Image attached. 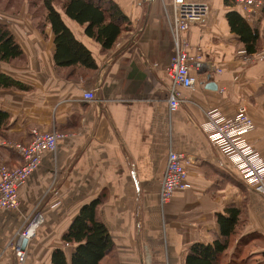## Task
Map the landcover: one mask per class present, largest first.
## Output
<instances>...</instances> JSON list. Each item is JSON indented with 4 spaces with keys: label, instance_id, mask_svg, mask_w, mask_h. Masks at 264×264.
Masks as SVG:
<instances>
[{
    "label": "crops",
    "instance_id": "0c3cea01",
    "mask_svg": "<svg viewBox=\"0 0 264 264\" xmlns=\"http://www.w3.org/2000/svg\"><path fill=\"white\" fill-rule=\"evenodd\" d=\"M113 1L130 28L111 51L55 5L98 67L85 78L58 71L51 26L46 25L44 36L26 4L0 10V23L9 26L24 53L12 64L0 62V72L27 87L0 89V110L10 117L4 136L0 133V165L21 164L19 155L3 144L29 142L33 129L65 136L20 190L19 209L0 213V264H19L9 243L37 213L43 224L28 241L24 264H52L57 249L71 261L73 247L64 245L62 237L81 208L98 198L103 200L98 217L119 264H186L193 245L212 243L219 234L217 216L228 207L243 212L244 225L220 264H256L257 259L264 264V247L256 244L264 239V197L245 187L203 132L207 111L232 118L245 108L255 126L248 140L264 160V48L248 58L239 55L243 47L226 18L232 10L221 9L224 0H192L210 9L185 36L188 54L201 53L222 73L198 74L197 86L182 90L185 102L170 113L171 80L165 68L176 49L173 0ZM236 11L264 33V10ZM88 92L96 100L87 101ZM171 150L193 157L192 188L176 192L162 206L160 190Z\"/></svg>",
    "mask_w": 264,
    "mask_h": 264
},
{
    "label": "trees",
    "instance_id": "16d2710c",
    "mask_svg": "<svg viewBox=\"0 0 264 264\" xmlns=\"http://www.w3.org/2000/svg\"><path fill=\"white\" fill-rule=\"evenodd\" d=\"M29 1V0H28ZM42 3L44 12L37 15L36 26L45 36L46 25L51 26L55 44V65L58 71L67 69L69 76L74 73L82 78L92 76L98 70L91 52L79 42L65 25L55 5H61L65 15L85 29V34L101 45L104 51H111L129 30V23L118 5L113 0H32L34 6ZM229 0H224L226 7H233ZM13 5V4H12ZM9 3L7 8L12 7ZM264 10V9H263ZM263 12V11H262ZM231 32L238 37L239 44L248 56L260 53L264 48V33L257 26H252L236 10L226 14ZM24 56L23 50L6 24L0 23V62L12 64ZM0 89L27 91V87L0 72ZM9 115L0 110V133L9 123ZM103 200H97L83 206L62 242L73 247L71 261L63 250L57 249L52 254V264H119L114 243L108 229L98 217ZM243 212L235 207H228L226 214L218 215L219 234L212 243L195 244L191 247L186 264H220L230 250L234 240L240 235L239 227L244 225ZM246 261V260H245Z\"/></svg>",
    "mask_w": 264,
    "mask_h": 264
},
{
    "label": "built area",
    "instance_id": "2783aa9c",
    "mask_svg": "<svg viewBox=\"0 0 264 264\" xmlns=\"http://www.w3.org/2000/svg\"><path fill=\"white\" fill-rule=\"evenodd\" d=\"M154 1V0H151ZM241 12L245 14L260 13L264 9V0H234ZM209 10L208 5L192 0H173L172 2V32L175 41V53L170 58L165 71L171 80L168 107L170 113L179 110L185 102L182 90L194 89L198 84V74L219 75L221 69L216 68L201 53L190 56L187 51L186 34L191 27L202 24ZM239 55L248 58L245 49ZM87 101L96 100L92 92L84 94ZM207 122L203 132L213 147L221 150L232 165L239 178L254 192L264 197V160L258 149L248 140V135L254 130V122L245 108L227 118L217 110L206 112ZM32 139L25 143H4L3 146L15 151L21 164L10 168L0 165V213L15 211L20 207V190L26 185L31 175L40 168L47 153H55L64 135L54 130L44 132L37 129L31 131ZM194 164L193 157L183 152L169 151L167 165L162 179L160 203L168 204L176 192L188 191L192 188L189 169ZM41 214H36L29 224L17 233L9 243L19 264H24L26 252L22 250V242L32 240L43 224Z\"/></svg>",
    "mask_w": 264,
    "mask_h": 264
},
{
    "label": "rangeland",
    "instance_id": "374dc122",
    "mask_svg": "<svg viewBox=\"0 0 264 264\" xmlns=\"http://www.w3.org/2000/svg\"><path fill=\"white\" fill-rule=\"evenodd\" d=\"M32 2V0H0V10H5L6 8H7V6H8V4L10 3L11 5H12V7L13 6H15V7H17V6H19V8H21V6H23L24 4H26L27 6H28V8L30 9V10H33L34 12H35V15H36V17H37V15H41V12L40 11H42V12H44V10H43V8H42V3L39 1L38 2V5L37 6H34L33 5V3H31ZM149 2V1H148ZM231 5H233V7H225V6H221V9H224V10H226V11H230V10H237V7H236V5H235V3H234V0H229L228 1ZM18 8V9H19ZM209 9H210V7H209ZM9 10V11H8ZM6 11H8V12H13L14 10L13 9H7ZM33 19V21H34V19H36L37 20V23H39V18H32ZM35 24V23H34ZM264 28V27H263ZM244 185H245V187H247V188H249L251 191H252V189L246 184V183H244ZM243 242H245V241H243ZM256 244H258V245H260V247L261 248H263L264 247V239L263 238H258L257 240H256ZM259 260L260 259H257L256 260V264L259 262ZM261 260H264V257H262V259Z\"/></svg>",
    "mask_w": 264,
    "mask_h": 264
},
{
    "label": "water",
    "instance_id": "95a60500",
    "mask_svg": "<svg viewBox=\"0 0 264 264\" xmlns=\"http://www.w3.org/2000/svg\"><path fill=\"white\" fill-rule=\"evenodd\" d=\"M209 87H210L211 89H216V86H215V84H213V83H209ZM27 245H28V240L25 239V240L22 242V250H25L26 247H27Z\"/></svg>",
    "mask_w": 264,
    "mask_h": 264
}]
</instances>
